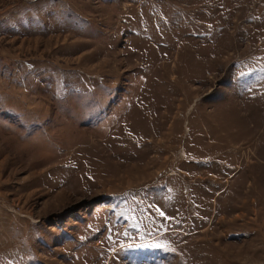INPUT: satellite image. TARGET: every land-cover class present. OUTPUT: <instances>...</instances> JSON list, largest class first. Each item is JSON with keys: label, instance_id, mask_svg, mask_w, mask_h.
Masks as SVG:
<instances>
[{"label": "rangeland", "instance_id": "obj_1", "mask_svg": "<svg viewBox=\"0 0 264 264\" xmlns=\"http://www.w3.org/2000/svg\"><path fill=\"white\" fill-rule=\"evenodd\" d=\"M0 264H264V0H0Z\"/></svg>", "mask_w": 264, "mask_h": 264}]
</instances>
